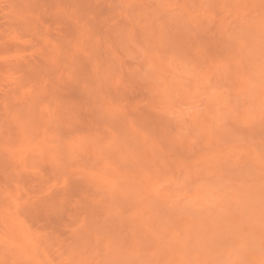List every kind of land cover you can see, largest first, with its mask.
Listing matches in <instances>:
<instances>
[{"label": "rangeland", "instance_id": "obj_1", "mask_svg": "<svg viewBox=\"0 0 264 264\" xmlns=\"http://www.w3.org/2000/svg\"><path fill=\"white\" fill-rule=\"evenodd\" d=\"M153 1L0 0V254L264 264V0Z\"/></svg>", "mask_w": 264, "mask_h": 264}, {"label": "bare ground", "instance_id": "obj_2", "mask_svg": "<svg viewBox=\"0 0 264 264\" xmlns=\"http://www.w3.org/2000/svg\"><path fill=\"white\" fill-rule=\"evenodd\" d=\"M153 2H155V0L153 1ZM157 2V1H156ZM154 4V3H153ZM251 4V3H250ZM82 7V6H81ZM166 7V6H165ZM253 7V6H252ZM161 8V7H160ZM170 8V7H169ZM105 9V8H104ZM157 9V8H156ZM164 9V8H163ZM166 10V9H165ZM171 11V10H170ZM167 12H169V11H167ZM168 16V15H167ZM169 18V17H168ZM252 18V17H251ZM84 20V19H83ZM82 21V20H81ZM165 21H166V19H165ZM261 23V22H260ZM171 26V25H170ZM157 27H159V26H157ZM168 27V26H167ZM173 27V26H172ZM162 28V27H161ZM160 28V29H161ZM150 29V28H149ZM156 29V28H155ZM165 29V28H164ZM81 30V29H80ZM83 31V30H82ZM118 31V30H117ZM164 31H166V30H164ZM77 32V31H76ZM79 32V31H78ZM156 32V31H155ZM158 32V31H157ZM230 32V31H229ZM80 33H82V32H80ZM121 33V32H120ZM124 33V32H123ZM148 33V32H147ZM154 33V32H153ZM85 34V33H84ZM165 34V33H164ZM170 34V33H169ZM79 35V34H78ZM90 35V34H89ZM148 35V34H147ZM146 35V36H147ZM240 35V34H239ZM125 36V35H124ZM156 36H157V33H156ZM119 37V36H118ZM123 37V36H122ZM128 37V36H127ZM130 37V36H129ZM137 37V36H136ZM75 38V37H74ZM88 38H89V36H88ZM133 37H131L130 39H132ZM150 39H151V37H149ZM153 38V37H152ZM167 38V37H166ZM129 39V40H130ZM154 39V38H153ZM95 41L96 40H94L93 42L95 43ZM231 41V40H230ZM76 42V41H75ZM79 42V41H78ZM155 42V41H154ZM160 42V41H159ZM96 44V43H95ZM156 44H158V42L156 43ZM161 44V43H160ZM59 45V44H58ZM91 46V45H90ZM162 46V45H161ZM247 46V45H246ZM57 47V46H56ZM160 48V47H159ZM159 48H157V49H159ZM162 48V47H161ZM59 51V50H58ZM152 51V50H151ZM99 53V52H98ZM68 54V53H67ZM71 54H73V53H71ZM185 54V53H184ZM69 55H70V53H69ZM145 56V55H144ZM152 57H153V55H152ZM152 57H151V59H152ZM149 59V58H148ZM147 59V60H148ZM150 59V60H151ZM153 59H155V58H153ZM174 59H175V57H174ZM185 61V60H184ZM57 62V61H56ZM149 62V61H148ZM152 61H150L149 62V64L151 63ZM164 63V62H163ZM167 63V62H166ZM165 63V64H166ZM170 63V62H169ZM91 66V65H90ZM148 66H150V65H148ZM221 66V65H220ZM191 67V66H190ZM212 67V66H211ZM189 68V67H188ZM95 69V68H94ZM216 69H218V68H216ZM146 70V69H145ZM64 71V70H63ZM96 70H94V72H95ZM190 71V70H189ZM147 72V71H146ZM93 73V72H92ZM232 73V72H231ZM176 74V73H175ZM201 75H202V73H201ZM96 76H97V74H96ZM95 77V76H94ZM171 77H173L172 75H171ZM179 77V76H178ZM223 77V76H222ZM165 79V78H164ZM170 81V80H169ZM181 81H182V79H181ZM95 83V82H94ZM183 83V82H182ZM186 83V82H185ZM171 84V83H170ZM178 84V83H177ZM177 84H176V87H177ZM180 84V83H179ZM188 84V83H187ZM194 84V83H193ZM99 85H101V83L99 84ZM169 85V84H168ZM181 85V84H180ZM97 86V85H96ZM170 86V85H169ZM173 86V85H172ZM193 86V85H192ZM89 87V86H88ZM99 88V87H98ZM174 88V87H173ZM182 88H183V86H182ZM185 88V87H184ZM204 88V87H203ZM84 89V88H83ZM90 89H92V88H90ZM170 89V88H169ZM175 89H177V88H175ZM91 91V90H90ZM171 91V90H170ZM173 91H175V90H173ZM185 91V90H184ZM82 92H84V90L82 91ZM201 92V91H200ZM191 93V92H190ZM203 93V92H202ZM35 95V94H34ZM28 96H30V95H28ZM33 97V96H32ZM37 97H35V99H36ZM31 99V98H30ZM110 99V98H109ZM27 102H29L28 100H27ZM27 102H25V104L26 105H29V103L27 104ZM36 103V102H35ZM34 103V104H35ZM30 104H33V103H30ZM39 104V103H38ZM36 105V104H35ZM31 106V105H30ZM24 107H26V106H24ZM112 108V107H111ZM24 110V109H23ZM26 110V109H25ZM28 110V109H27ZM110 110V107H109V109H108V111ZM115 110V109H114ZM114 110L113 111H111V114H112V112H114ZM224 111V110H223ZM48 112V111H47ZM104 112V111H103ZM25 113V112H24ZM41 113V112H40ZM39 113V114H40ZM37 114V113H36ZM192 115V114H191ZM190 115V116H191ZM26 116H27V113H26ZM21 117V116H20ZM58 117V116H57ZM41 118V117H40ZM43 118V117H42ZM41 118V119H42ZM45 116H44V118L42 119V123H40V124H43L44 125V120H45ZM55 118V117H54ZM26 119V118H25ZM41 119L40 120H38V121H41ZM49 119V118H48ZM51 119V118H50ZM53 119V118H52ZM45 121H47V119L45 120ZM52 121V120H51ZM168 121V120H167ZM190 121V120H189ZM49 122H50V120H49ZM54 122V121H53ZM23 123H24V121H23ZM27 123V122H26ZM35 123V122H34ZM39 124V125H40ZM46 124L48 125V127H49V125H50V123L48 124V121L46 122ZM53 124V123H52ZM65 124V123H64ZM18 125H19V123H18ZM30 125V124H29ZM43 125H40V127H43ZM54 125V124H53ZM26 126V125H25ZM37 126V125H36ZM44 126H46V125H44ZM107 126V125H106ZM1 127V126H0ZM28 127V126H27ZM44 128V127H43ZM127 128H129V127H127ZM45 130L47 129V128H44ZM43 129V130H44ZM42 130V129H41ZM49 130V128L46 130V131H48ZM57 130V129H56ZM127 130V129H126ZM19 131V130H18ZM58 131V130H57ZM56 131V132H57ZM110 131V130H109ZM13 132V131H12ZM48 132H51L50 130L48 131ZM102 132V131H101ZM107 132V131H106ZM119 132V131H118ZM121 132V131H120ZM124 132H125V130H124ZM16 133V132H15ZM20 133V132H19ZM22 133H24V132H22ZM42 133V132H41ZM47 132H45L44 134H46ZM59 133V132H58ZM103 133V132H102ZM105 133V132H104ZM113 133V132H112ZM43 134V133H42ZM51 133H48V136L50 135ZM22 135V134H21ZM30 135H32V134H30ZM34 135V134H33ZM52 135H54L53 133H52ZM96 135V134H95ZM94 135V136H95ZM112 135H114V133L112 134ZM141 135V134H140ZM25 136V135H24ZM29 136V135H28ZM138 136V135H137ZM37 137V136H36ZM45 137V136H44ZM54 137V136H53ZM98 137V136H97ZM108 137V136H107ZM146 137V136H145ZM145 137L143 138L142 137V135H141V139L143 138L144 140H145ZM21 138L22 139H24L22 136H21ZM98 138H100V136L98 137ZM113 138V137H112ZM107 139V138H106ZM105 139V140H106ZM111 139V138H110ZM119 139V138H118ZM123 139V138H122ZM121 139V140H122ZM130 139V138H129ZM140 139V140H141ZM26 140V139H25ZM53 140H55V139H53ZM58 140V139H57ZM104 140V141H105ZM19 141H21V140H19ZM48 141V140H47ZM50 141V140H49ZM108 141H110V143H112L111 142V140H109V138H108ZM129 141V140H128ZM22 142V141H21ZM56 142V141H55ZM113 142H114V140H113ZM124 142V141H123ZM144 142V141H143ZM142 142V143H143ZM62 143V142H61ZM110 143H108V144H110ZM115 143H116V141H115ZM114 143V144H115ZM117 143H118V140H117ZM116 143V144H117ZM139 143V142H138ZM142 143H141V146H142ZM145 143V142H144ZM143 143V144H144ZM47 144V143H46ZM49 144V143H48ZM100 144H102V143H100ZM86 145V144H85ZM113 145V144H112ZM24 146V145H23ZM46 146V145H45ZM61 146H63V145H61ZM71 146V145H70ZM103 146V145H102ZM136 146V145H135ZM22 147V146H21ZM41 147V146H40ZM40 147H39V149H40ZM60 147V146H59ZM64 147V146H63ZM125 147V146H124ZM134 147V146H133ZM151 147V146H150ZM62 148V147H61ZM106 148V147H105ZM107 148H108V146H107ZM111 148H113V147H111ZM130 148V147H129ZM137 148V147H136ZM6 149V148H5ZM48 149V148H47ZM49 149H50V147H49ZM66 149H67V147H66ZM116 149V148H115ZM114 149V150H115ZM155 149V148H154ZM54 150H56L55 148H54ZM65 150V149H64ZM159 150V149H158ZM46 151V150H45ZM73 151V150H72ZM77 151V150H76ZM122 151H125L126 152V149L125 150H122ZM65 152V151H64ZM74 152V151H73ZM108 152V151H107ZM112 152V151H111ZM116 152V151H115ZM118 152V151H117ZM40 153V152H39ZM130 157H131V155H132V152L130 151ZM149 153V152H148ZM148 153H146V154H148ZM48 154V153H47ZM112 154V153H111ZM128 154V153H127ZM136 155L135 156H137V154H138V152L137 153H135ZM144 154V153H143ZM99 155V154H98ZM122 155V154H121ZM134 155V154H133ZM67 156V155H66ZM69 156V155H68ZM70 156H71V154H70ZM77 156V155H76ZM109 156V155H108ZM115 156V155H114ZM119 156V155H118ZM117 155H116V159H117V157H118ZM143 156V155H142ZM141 156V157H142ZM112 157V156H111ZM126 158H127V156H125ZM73 158V157H72ZM153 158V157H152ZM68 159V158H67ZM120 159H122V157L120 158ZM119 159V160H120ZM125 159V158H124ZM124 159H122L121 161H124ZM134 159V157L132 156V160ZM147 159V158H146ZM118 160V161H119ZM140 160V159H139ZM155 160V159H154ZM103 161V160H102ZM117 161V162H118ZM141 161V160H140ZM139 161V162H140ZM146 161V160H145ZM105 162V161H104ZM120 162V161H119ZM134 162V161H133ZM150 162V161H149ZM143 163H144V161H143ZM82 164V163H81ZM130 164H131V162H130ZM134 164V163H133ZM166 164V163H165ZM111 165V164H110ZM128 165V164H127ZM134 167V166H133ZM156 167V166H155ZM140 170V169H139ZM137 171V170H136ZM127 173V172H126ZM138 173V172H137ZM136 173V174H137ZM141 174V173H140ZM139 173H138V175H140ZM148 175V174H147ZM130 176H132V174L130 175ZM141 176V175H140ZM234 176V175H233ZM249 176V175H248ZM218 177V176H217ZM126 178H128L127 176H126ZM100 179H102V178H100ZM194 179V178H193ZM144 180V179H143ZM113 181V180H112ZM112 181L110 182L111 184H113L112 183ZM191 181V180H190ZM108 182V181H107ZM131 182V181H130ZM58 183V182H57ZM96 183V182H95ZM115 184V183H114ZM114 184L112 185V186H114ZM107 185V184H106ZM108 186H109V184H108ZM111 186V185H110ZM110 186L108 187V188H110ZM116 186V185H115ZM260 186V185H259ZM264 187V186H263ZM111 189V188H110ZM257 190V189H256ZM239 192V191H238ZM256 192V191H255ZM1 193V192H0ZM150 193V192H149ZM253 193V192H252ZM205 194V193H204ZM203 194V195H204ZM249 194V193H248ZM211 196V195H210ZM148 197V196H147ZM222 197V196H221ZM186 198V197H185ZM216 198V197H215ZM206 199V198H205ZM222 199V198H221ZM240 199V198H239ZM218 200V199H217ZM259 200V199H258ZM147 201V200H146ZM163 201V200H162ZM192 201V200H191ZM262 201H264V200H262ZM169 203V202H168ZM192 203V202H191ZM243 203V202H242ZM160 204H162V203H160ZM2 205V204H1ZM5 206V205H4ZM156 207V206H155ZM109 208V207H108ZM245 208V207H244ZM116 209V208H115ZM109 211V210H108ZM110 213V212H109ZM113 213V212H112ZM116 213H118V212H116ZM222 213V212H221ZM123 214V213H122ZM201 215V214H200ZM118 216V215H117ZM204 216V215H203ZM109 217V216H108ZM206 217V216H205ZM221 217V216H220ZM185 218V217H184ZM172 219V218H171ZM219 219V218H218ZM117 220V219H116ZM184 222V221H183ZM161 224V223H160ZM112 225V224H111ZM162 226V225H161ZM153 227V226H152ZM155 227V226H154ZM212 227V226H211ZM162 228V227H161ZM212 229V228H211ZM147 230V229H146ZM168 230V229H167ZM172 231V230H171ZM88 232V231H87ZM114 233V232H113ZM150 233V232H149ZM169 233V232H168ZM86 234V233H85ZM171 234V233H170ZM226 234V233H225ZM166 235H168V234H166ZM172 235V234H171ZM118 236V235H117ZM162 237V236H161ZM174 237V236H173ZM172 237V238H173ZM121 238V237H120ZM151 238V237H150ZM159 238V237H158ZM166 238L168 239H171L169 236H166ZM114 239V238H113ZM157 239V238H156ZM180 240V239H179ZM1 241V240H0ZM156 242V244H157V246H158V243L160 244V242L158 241L157 242V240H155ZM226 241H228V240H226ZM7 242H9V241H7ZM89 242V241H88ZM169 242V240L167 241V243ZM244 242V241H243ZM2 243H4V242H2ZM10 244H6V245H3L4 247H5V252H4V254L2 255V254H0V255H2V256H0V264H2V263H4L6 260H8L9 258H8V254L9 253H11L12 255H16V257L15 256H12V259L11 260H13V257H14V260H13V263H16V262H18V263H25V262H32V253H33V251H30V254L29 253H27V248H26V245L25 244H23V245H19V244H16V242H14V241H10L9 242ZM166 243V244H167ZM1 244V243H0ZM5 244V243H4ZM41 244V243H40ZM104 244H105V246L104 247H102V248H104V250H107V249H109L110 248V246L108 247L106 244L107 243H105L104 242ZM115 244V243H114ZM156 244L154 245V247L156 246ZM3 246H2V248H3ZM113 246V245H112ZM115 246V245H114ZM216 246V245H215ZM117 247V246H116ZM165 248V247H164ZM172 248V247H171ZM183 248V247H182ZM111 249V253L109 252V250H107V252H109L110 254H114V253H116V252H113V250H112V248H110ZM4 250V249H3ZM3 250L1 251V253L3 252ZM117 251V250H116ZM143 251V250H142ZM104 252V251H103ZM129 252H130V250H129ZM108 253V254H109ZM125 253V252H124ZM28 254V255H27ZM6 255H8V256H6ZM119 255V254H118ZM5 256V257H4ZM6 257L8 258V259H6ZM119 258V257H118ZM112 259V258H111ZM194 259V258H193ZM113 260V259H112ZM4 261V262H3ZM9 261V260H8ZM209 261V260H208ZM10 262H12V261H10ZM107 262V261H106ZM120 262V261H119ZM167 262V261H166ZM173 262V261H172ZM206 262V261H205ZM6 263V262H5ZM37 263V262H36ZM35 264V263H34ZM37 264H39V263H37ZM105 264V263H104ZM156 264V263H155ZM158 264V263H157ZM165 264V263H164ZM166 264H168V263H166Z\"/></svg>", "mask_w": 264, "mask_h": 264}]
</instances>
